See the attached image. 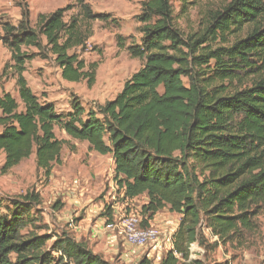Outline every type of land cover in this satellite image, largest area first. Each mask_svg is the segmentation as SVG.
<instances>
[{"label": "trees", "instance_id": "obj_1", "mask_svg": "<svg viewBox=\"0 0 264 264\" xmlns=\"http://www.w3.org/2000/svg\"><path fill=\"white\" fill-rule=\"evenodd\" d=\"M71 1L79 13L70 22L65 16L73 5L40 14L34 26L25 4L17 25L0 24V42L11 55L3 75L12 70L20 98L0 94L1 172L34 156L48 180L69 144L56 136L60 129L91 152L112 156L123 199H147L143 228L167 208L181 217L160 264H206L191 259L193 244L209 242L204 229L217 238L216 248L243 247L264 210V0H230L206 10L199 29L187 34L171 0L142 1L141 44L126 47L117 37L142 68L113 100L89 111L73 101L70 112L58 113L32 91L27 64L51 60L65 81L92 87L99 64L87 66L78 50H88L92 22L112 18L86 0ZM189 1H182L181 17ZM41 204V195L29 192L6 214L0 200V264H110L69 233L27 231ZM138 264L154 263L145 256Z\"/></svg>", "mask_w": 264, "mask_h": 264}, {"label": "rangeland", "instance_id": "obj_2", "mask_svg": "<svg viewBox=\"0 0 264 264\" xmlns=\"http://www.w3.org/2000/svg\"><path fill=\"white\" fill-rule=\"evenodd\" d=\"M86 1L95 13L112 16L108 22H92L93 36L88 40V50H78L87 66L99 64L95 84L89 87L87 81L67 82L51 60L41 57L27 64L25 77L32 91L41 102H52L58 113L71 111L73 101H78L89 111L98 104L113 100L125 82L144 64L140 59L133 58L126 48L121 49L117 37L123 38L126 47L141 44V24L136 16L140 14L141 2L145 0ZM171 1L177 23L187 34L199 29L201 16L206 10H219L230 0H201L195 4H190L193 3L190 0L188 13L182 17L180 10L183 0ZM25 4L30 8L34 26L40 14H49L68 5H73V9L66 14V22L79 13V6L71 0H0V24L10 22L17 25L21 20L20 6ZM10 62V52L0 42V94L9 91L20 101L12 70L9 68L3 75L5 65ZM184 82L187 84L186 80ZM56 136L69 144L63 148L62 165H55L48 180L37 169L34 156L3 174L1 168L5 156L0 153L1 211L11 214L14 201L36 191L42 197V204L38 212L35 209L32 211L35 219L27 231L38 229L40 234L51 235L69 233L110 264H138L145 256H149L154 264H160L162 257L172 248L171 237L181 217L171 213L168 208L160 211L148 225L158 230L160 236L144 247L128 245L120 228L108 227L107 209L111 208L113 212V220L116 221L113 227L131 211L139 214L144 221L142 207L147 199L140 197L132 202L123 199L114 181L115 170L110 156L102 157L91 152L87 142L74 140L60 129H56ZM256 222L258 230L247 235L243 247L220 245L216 248L214 243L217 238L210 230L204 229L203 234L209 242L204 246L193 244L191 259L203 260L206 264H264V210Z\"/></svg>", "mask_w": 264, "mask_h": 264}, {"label": "built area", "instance_id": "obj_3", "mask_svg": "<svg viewBox=\"0 0 264 264\" xmlns=\"http://www.w3.org/2000/svg\"><path fill=\"white\" fill-rule=\"evenodd\" d=\"M116 222V221H115ZM111 223L108 227L120 228L122 236L125 242L132 247H144L152 241H155L159 236L160 232L153 228H143L142 217L135 214L133 211L128 212L125 216L121 218V221L117 226Z\"/></svg>", "mask_w": 264, "mask_h": 264}, {"label": "crops", "instance_id": "obj_4", "mask_svg": "<svg viewBox=\"0 0 264 264\" xmlns=\"http://www.w3.org/2000/svg\"><path fill=\"white\" fill-rule=\"evenodd\" d=\"M7 92H9V91H7ZM46 103H52V102H48V101H45ZM70 112V111H69ZM88 149H89V144H88ZM108 156H110V155H108ZM107 156V157H108ZM102 157H104V156H102ZM110 158H111V161L113 162V167H114V170H115V165H114V160H113V158H112V156H110ZM100 170V169H99ZM121 196L123 197V195L121 194ZM143 197H145V196H143ZM146 198V197H145ZM178 226H179V223H178ZM176 230V228L174 229V231Z\"/></svg>", "mask_w": 264, "mask_h": 264}]
</instances>
